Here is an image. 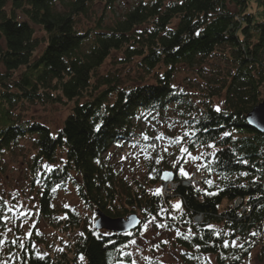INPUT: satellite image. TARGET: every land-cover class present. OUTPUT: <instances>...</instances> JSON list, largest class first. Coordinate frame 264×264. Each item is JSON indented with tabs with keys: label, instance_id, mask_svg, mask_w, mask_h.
I'll return each instance as SVG.
<instances>
[{
	"label": "trees",
	"instance_id": "trees-1",
	"mask_svg": "<svg viewBox=\"0 0 264 264\" xmlns=\"http://www.w3.org/2000/svg\"><path fill=\"white\" fill-rule=\"evenodd\" d=\"M97 2L109 9L115 0H0V160L26 136L34 137V169L63 155L60 165L41 180L45 188L39 211L49 225L55 223L51 218L57 185L76 184L79 199L94 214L97 209L110 217L141 212V226L158 215L159 208L180 201V216L168 217L166 223L182 234L189 228L195 233L187 240L177 235L184 254L205 264L209 257L216 264H250L257 250L256 257L264 263V134L245 119L264 96V0H140L110 27L99 19L94 28H77L79 16H86ZM18 13L25 19H18ZM34 25L44 33V47L38 54L42 42ZM113 52L119 53L113 58L114 68H134L148 78L153 73L154 82L137 77L124 85L118 71L101 72ZM161 67L164 70L159 72ZM197 68L208 72L209 82L204 94L194 99L173 79L181 69L194 72ZM216 98H221L219 112ZM22 102L72 105L55 133L39 122L14 118L13 109ZM169 112L180 123L181 136L195 131L185 138V146L191 152L203 151L212 173L202 169L200 186H184L181 182L186 178L176 175L164 158L159 165L151 160L144 181L129 185L120 178L117 164L104 154L132 138L141 140L140 147L152 143L143 141L138 132L142 122ZM225 131L228 137H223ZM213 142L216 148L208 149ZM156 144L152 157L163 155L159 141ZM165 171L174 173L179 186L152 195L148 188L163 189L159 177ZM242 172L248 175L241 176ZM192 173H197L195 168ZM150 174L157 178L151 179ZM209 178L212 186L204 183ZM61 213L63 222L70 217L64 222L66 228H80L69 209ZM0 224L3 230L4 223ZM207 225L235 231L218 238ZM141 226L131 235L84 227L83 235L67 250L46 253L43 259L37 258L28 242L20 264H130L132 258L123 255L124 248ZM237 238L243 248L222 246L223 240Z\"/></svg>",
	"mask_w": 264,
	"mask_h": 264
},
{
	"label": "rangeland",
	"instance_id": "rangeland-1",
	"mask_svg": "<svg viewBox=\"0 0 264 264\" xmlns=\"http://www.w3.org/2000/svg\"><path fill=\"white\" fill-rule=\"evenodd\" d=\"M140 0H115L112 8H107L104 2L95 3L89 13L86 16H79L77 19V28L80 30H86L88 28L96 27L99 19H102L103 25L110 27L113 22L120 18L122 14L131 9ZM143 1V0H142ZM146 1V0H144ZM234 10V7L231 6ZM18 19L24 20L25 17L18 13ZM35 36L42 42L38 48L37 54L40 53L44 47V33L42 30L34 25ZM119 55L117 52H113L110 58L105 62L101 72H107L108 70L118 71V74L122 77L124 85L134 82L137 77L143 78L148 83H153V73L149 74V78L145 72H140L130 67L114 68L113 58ZM163 71L164 68H159V72ZM21 70L16 73L19 75ZM209 82V74L202 69H196L194 72L191 70L181 69L178 74L174 76L173 84L178 88L183 87L186 91L193 93L194 99L201 97L199 94H204L202 91H206L207 84ZM193 97V96H192ZM216 106L221 107V98H216ZM264 100V96H263ZM196 101V100H195ZM71 103L66 106L61 105H45L32 104L29 102L19 103L13 109L14 118H18L20 121L39 122L43 125L48 126L52 132H57L67 116ZM174 113L169 112L166 116L154 115L151 120L142 122L139 133H146L150 136H157L159 133H164L165 137H177L180 135V123L174 119ZM168 118V119H164ZM173 125V127H169ZM136 143V142H135ZM161 148L168 144L167 139L159 141ZM185 146V145H184ZM121 146L113 145L104 155L110 157L112 163H116L119 167V175L129 185H135L136 182L142 183L146 178L148 163L151 159H145L144 153L141 152L140 147H133L131 143L126 142L123 146L124 150H119ZM180 145H172L169 148L168 153H164L166 165L171 166L179 153ZM127 151H131V157L129 159H122L123 156L127 155ZM149 155L152 156V150L147 149ZM200 151L192 152L193 155H198ZM35 153L34 148V137L26 136L18 141V143L11 146V148L2 154L0 160V197L4 200H9L15 204L16 200L12 198L13 193H18V199L22 204L28 206L31 210L32 215L28 217L20 216L11 221L13 230L11 233L7 232L4 224H0V231H4L8 240H11L15 236L23 237L26 232H32L30 238L25 239V248L29 244L35 245L33 247L34 252L37 253H55L58 249L67 250L68 246L74 242L80 235L84 227H94V221L96 215L94 209H90L86 206L77 195L76 184L68 183L64 188L55 187L54 199L52 201L53 218L52 223L49 225L45 218L40 216L39 202L40 196L42 195L45 185L43 179L44 173L49 171L43 167L46 163L41 165V168H33L32 161ZM57 153H60L58 151ZM127 153V154H126ZM63 159V155H58L57 160L53 164H47L55 166L57 168L60 165V160ZM178 165H183L187 171L193 172L194 166L192 163L184 164L181 160ZM53 168V169H54ZM145 177V178H144ZM171 187V186H170ZM158 187L150 186L149 192H154ZM151 190V191H150ZM176 203V201H175ZM173 203V204H175ZM69 205L70 207H65ZM69 209L73 213L75 220L80 223V228L71 231L66 228L64 223L69 221L68 217L64 222L62 218L64 215L61 213L63 210ZM171 212V206L168 208ZM27 210V209H25ZM141 217V212L135 213ZM180 213H173L177 218ZM156 221L153 224H149L147 231L144 229V223L142 224L140 231L137 235L133 236L130 241L135 240L136 244L129 243L124 248L125 253H132V260H136L137 264H145L149 260H145L143 257H149L157 259L163 264H205V260H196L193 255L184 254V249L177 243L176 230L173 228H159L156 224L161 222L166 223V219L169 217L167 213L162 215H156ZM151 219V216L149 217ZM62 220V221H61ZM60 222H63L60 223ZM39 233V234H37ZM30 240V241H28ZM162 241H168L167 244L161 243ZM153 244H160V249L157 251L152 247ZM137 248L139 251H137ZM22 250L18 249L17 246L5 245L0 248V261L7 260L8 264H20ZM257 250L253 252L250 258V264H264L259 261L256 257ZM11 254V255H10ZM193 257V258H190ZM205 258V257H202ZM211 264H216L213 258L209 257Z\"/></svg>",
	"mask_w": 264,
	"mask_h": 264
},
{
	"label": "snow or ice",
	"instance_id": "snow-or-ice-1",
	"mask_svg": "<svg viewBox=\"0 0 264 264\" xmlns=\"http://www.w3.org/2000/svg\"><path fill=\"white\" fill-rule=\"evenodd\" d=\"M196 35H199V33H196ZM215 111L219 112L221 111L220 107L217 106L215 108ZM247 123L249 125H253V126H264V107H261V108H257V109H254L252 111H250L246 117H245ZM188 122L187 121H184V124H187ZM169 127H173V125H169ZM100 130V125H97L96 126V131H99ZM195 135V131L192 130V131H185L183 136H177V137H165L164 133H159L157 136L155 137H149L146 133H142L141 134V137L143 139V141L145 142H148V141H152V143L150 144H146L145 147H142L141 148V152L144 153V158L145 159H151L154 161L155 164L159 165L161 164V162L163 161L164 159V156L163 155H160L159 153H157V155L155 157H152L151 155L148 154L147 152V149H151L152 151H156V148H157V144H156V141H160V140H163V139H167L168 140V144L166 146H164L162 148V151L164 153H168L169 151V148L172 146V145H180L179 147V153L181 154L180 156L177 157V160L173 162L172 164V168L175 170V174L180 176L181 178H187L189 180H191L192 178V175H194L195 173H190L189 171H187L185 169V167L183 165L181 166H177L178 163L183 160V163L184 164H188V163H192V165L194 166L195 168V172H200L202 169H206L210 174L212 173L213 171V168L211 166V162H208V163H205L204 161L207 159V157L205 156V153L203 151H200L198 155H193V153L191 151H189V148L187 146H184L186 143H187V140L185 139L186 137H189V136H194ZM230 135L229 132L225 131L223 133V137H228ZM193 143L195 144V141H193ZM140 145V141L137 140L136 143L133 145V147H137ZM201 147H203V145H201ZM207 148L208 149H215L216 148V145L215 143H209L207 144ZM210 156L212 157H215L216 153L215 152H211L209 153ZM126 157H122V159H125ZM200 162V163H197V162ZM99 163V161H97ZM242 163H247V161H241ZM43 167H45L49 172H51L53 170V168L55 166H51V165H43ZM153 171H157V169H153ZM174 175V173L172 171H165L163 172L162 176L159 177L165 181H168L172 176ZM241 176H247L248 173L246 172H242L240 173ZM150 178L151 179H156L157 177H154V176H151L150 174ZM226 178V177H225ZM255 182V181H254ZM204 183L209 185V186H212L214 181L212 179H205L204 180ZM195 187V184L193 185ZM243 186V185H242ZM59 187V185H57V188ZM56 188H53V191H55ZM197 191H205L203 189H200V188H196ZM219 190H223L222 188L219 189ZM151 191V190H150ZM162 192H163V189L162 188H157L154 192H151L152 195H155V196H160L162 195ZM206 194L208 195H212V194H218V193H207ZM12 195V198L14 200H16V203L13 204L11 203L9 200H4L3 197H0V221H2L4 223V226L7 230V232L11 233L13 228L11 225V221L13 219H16L20 216H24V217H28V216H31L32 215V212L31 210L28 208L27 205L25 204H22L19 199H18V193H13L11 194ZM65 207H70L69 205H65ZM27 209V210H25ZM171 209L172 211L170 212L169 209H165V208H159L158 209V215H162L164 213H167L169 218L172 219V220H176L177 219V216L176 215H173V213H180L182 211V202L178 201L176 202L175 204H172L171 205ZM147 211V210H145ZM156 216H151V219L147 220L146 223H144V229L145 231H147L148 229V226L149 224H153L155 221H156ZM137 223H139V221H137ZM156 227H159V228H168L169 225L167 223H159V224H156L155 225ZM207 227L209 229H213V235H215L216 237H221V235H229L230 233H234V229H229V231H224V230H220V229H216L214 225H207ZM39 234V233H37ZM105 234H108V233H105ZM176 234L178 236L180 235H183V238L184 239H189L190 236L192 235H195V233L192 232V229L189 228L188 229V233L187 234H182L179 229H176ZM80 235H83V233H80ZM129 235H131V233H129ZM252 235H256V233H252ZM32 236V232H26L24 234L23 237H20V236H15L14 238H12L11 240H8L6 234L4 231H0V248L4 247L5 245H12V246H17L18 249L20 250H24L25 249V239L27 238H30ZM201 239H203V237H201ZM238 238L237 239H232L231 241L229 240H223L222 241V246L224 248H228V247H240V248H243L244 245L243 244H239L238 242ZM131 244L135 245L136 244V241L135 240H132L130 241ZM161 243H164V244H167L168 241H162ZM33 247H35V245H33ZM152 247L154 249H156L157 251L160 249V244H153ZM197 249H199V245L196 246ZM59 251H63V249H58ZM137 251H139V249L137 248ZM11 255V254H10ZM37 255V258L38 259H43L44 256H46L47 254L46 253H39L37 252L36 253ZM123 255H126V256H129L131 257L132 256V253H123ZM145 260H149L151 258L149 257H143ZM190 258H193V257H190ZM80 261H83L84 260V257L83 255H81L79 257ZM0 264H8V261L7 260H3V261H0ZM130 264H137V261L136 260H131L130 261ZM162 264V262H161ZM207 264H211V261L210 259L207 260Z\"/></svg>",
	"mask_w": 264,
	"mask_h": 264
},
{
	"label": "water",
	"instance_id": "water-1",
	"mask_svg": "<svg viewBox=\"0 0 264 264\" xmlns=\"http://www.w3.org/2000/svg\"><path fill=\"white\" fill-rule=\"evenodd\" d=\"M261 107H264V100H262L252 110ZM249 126L257 130L258 132L264 134V126H253V125H249ZM172 179L173 176L168 181ZM161 181L167 182L163 179H161ZM95 215H96V219L94 221V227L95 230L97 231L105 230L117 234H127L130 231L137 230L141 225V218L139 215L135 213H132L126 217H110L105 213H103L101 210L97 209L95 210ZM137 221H139V223H137Z\"/></svg>",
	"mask_w": 264,
	"mask_h": 264
},
{
	"label": "built area",
	"instance_id": "built-area-1",
	"mask_svg": "<svg viewBox=\"0 0 264 264\" xmlns=\"http://www.w3.org/2000/svg\"><path fill=\"white\" fill-rule=\"evenodd\" d=\"M139 140L140 143H141V140L138 139V138H135L134 139V144L135 142ZM203 179V177L201 175H198L197 173H195L194 175H192V178L191 180L189 179H186V180H183L181 182V185H184V186H187V185H190V184H195V186H198L200 184V181ZM171 186V187H170ZM179 186V182L177 181H172V182H168V183H163V193H169V192H172L174 189H176L177 187ZM200 217L197 216L196 217V220H199Z\"/></svg>",
	"mask_w": 264,
	"mask_h": 264
}]
</instances>
